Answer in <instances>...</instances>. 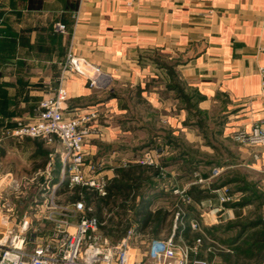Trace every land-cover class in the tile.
Segmentation results:
<instances>
[{"label":"crops","instance_id":"1","mask_svg":"<svg viewBox=\"0 0 264 264\" xmlns=\"http://www.w3.org/2000/svg\"><path fill=\"white\" fill-rule=\"evenodd\" d=\"M263 12L264 0H0V178L16 175V154L31 162L32 139L11 131L17 119L34 117L40 99L56 89L61 64L71 53L99 67L100 74L95 86L75 73L67 76V112L105 105L97 119L103 135L85 143L86 173L103 177L107 187L117 169L157 152L151 167L158 174L150 172L136 186L132 207L121 206L119 194L113 203L87 207L99 219L102 235L116 243L133 228L132 242L145 248L133 246L132 255L146 261L153 239L173 232L188 241L193 221L202 229L246 219V227L264 228L262 214H250L264 205L244 185L247 180L264 188V176L250 181L261 176L264 147L234 138L264 115ZM57 24H64L65 32ZM219 140L231 141L236 152L206 159L201 151L212 152L208 147ZM56 151V168H48L53 182L62 175ZM49 162L33 171L44 172ZM213 168L220 170L215 176ZM224 193L231 200L220 202ZM158 209L169 212L165 222H139L140 212ZM177 210L182 214L176 222ZM123 222L129 223L124 231ZM252 239L235 236L226 244L227 254L246 253L253 263L259 251L257 264H264V249L257 248L263 242ZM204 252L198 255L208 264L223 262L224 252Z\"/></svg>","mask_w":264,"mask_h":264},{"label":"built area","instance_id":"2","mask_svg":"<svg viewBox=\"0 0 264 264\" xmlns=\"http://www.w3.org/2000/svg\"><path fill=\"white\" fill-rule=\"evenodd\" d=\"M262 23L264 24V12ZM56 29L61 33L66 30L64 24H57ZM60 69L56 89L40 99L34 117L26 121L17 119L11 134L18 138H42L47 143H51L53 139L59 140L62 147V175L57 182L52 183L53 190L66 182L68 186L86 185L100 195H105L106 180L85 171V143L92 137L103 135V128L97 123V119L105 105L74 108L68 113V91L64 85L67 76L75 73L86 77L90 86H95L100 69L84 57L71 53H68ZM259 77L260 94L264 99V65L259 67ZM234 138L264 147V115L252 126L251 131L238 130ZM156 155L157 152H147L138 162L156 165ZM49 164L50 162L46 172L40 173L46 182L45 187H49L51 183ZM219 171V168H213L212 175H217ZM8 179V186L18 185L13 177ZM182 199L190 203V197L186 194L182 195ZM219 200L226 202L231 197L224 193L219 195ZM88 210L82 200L61 203L51 192L40 203H36L33 211L24 213L20 219H15L12 213H3L0 220L5 227L0 231V264H130L131 259L133 264H208L207 259L198 255L201 251V237H195L189 242L177 238L173 232L149 243L146 261L133 257V228H128L118 242L112 243L100 233L99 219L87 214ZM179 212L175 213V221L179 218ZM37 216H41L43 224L34 227L36 223L32 224L33 219ZM45 223L51 225V232L39 237L37 231H43ZM190 225L192 229L199 230L198 222L193 221Z\"/></svg>","mask_w":264,"mask_h":264},{"label":"rangeland","instance_id":"3","mask_svg":"<svg viewBox=\"0 0 264 264\" xmlns=\"http://www.w3.org/2000/svg\"><path fill=\"white\" fill-rule=\"evenodd\" d=\"M33 141V145L31 148V162L23 161L24 157L19 156L16 154V160H20V163L16 162V168L15 173L16 175L13 177L14 180H16L17 186L10 187L7 185L8 178H0V218L2 214L9 213L13 214L14 216H22L24 213H28L33 211L35 208L36 203H40L41 200L51 194V192L54 193V197L57 199V201L61 203H66L70 200L69 198V191H65L62 184H59V186L56 187L55 190L52 189V183H55L51 180V183L48 185L49 187H45L46 182L44 181V178L41 176L38 177V172L41 169H38L37 171H33L34 169H37V165L43 163V161H50L49 167H55L56 168V161L55 156L57 154V148L60 150L58 154L60 155L62 152L61 143L58 139H53L51 143L42 142L43 139L41 138H31ZM37 139V140H34ZM217 146L208 147L212 148V152H205L201 151L203 154H206V159H214L215 154L218 153L219 155L227 152H236V148L233 146V143L231 141H217L215 143ZM186 148H188V145H185ZM190 148V147H189ZM196 147H192L189 149V152L191 155H195L198 152L195 151ZM198 150V149H197ZM45 151V154L43 153ZM28 155V154H27ZM218 157V156H217ZM45 159V160H44ZM26 160V159H25ZM37 160V161H36ZM210 163L209 165H211ZM24 167V169H22ZM48 167V166H46ZM24 170V171H23ZM261 176H255V178L250 179V181H258L262 176H264V167L261 166ZM33 175V176H32ZM37 175V176H36ZM35 176V177H34ZM57 182V181H56ZM214 184V183H213ZM244 185L246 187H250L251 189V196H255L257 198V202L261 205H264V188L258 187L256 185H252V182H244ZM71 187L70 185L68 186ZM4 189V190H2ZM209 197V196H208ZM264 210L261 208H254L252 211H250V214L252 216L259 217L263 216ZM245 220H238L237 222H234L233 224H221L217 226L218 228H210V227H203L200 230L192 229L191 235L195 237H201L200 241V249L202 252H224L222 254L223 262L221 264H257L259 260H261L260 255L261 252L258 251V253H255L254 257L252 258L253 263L247 262L246 259V253L244 254H227L230 253L227 248V243L234 239L235 236L239 234H249L251 237H255L256 235L264 236V228L263 227H244L243 225L246 224ZM40 222L43 224V219L41 220V216H37L36 220L33 221V223ZM177 222V221H176ZM11 224V223H10ZM5 226L3 225L2 221L0 220V231L3 230ZM34 227H39V224H36ZM16 227L14 230L16 231ZM51 225L45 223L43 231H37V234H39V237H44L49 235L51 232ZM244 230V231H243ZM200 231V232H199ZM32 232V231H31ZM132 249L133 246L139 247V251L142 252V250L145 248V243H138V242H132ZM261 245V246H260ZM134 247V248H135ZM260 250L264 249V242L259 244L258 247ZM228 250V251H227ZM133 251V250H132ZM209 251V252H208ZM204 252V254H205ZM251 259V258H250Z\"/></svg>","mask_w":264,"mask_h":264},{"label":"trees","instance_id":"4","mask_svg":"<svg viewBox=\"0 0 264 264\" xmlns=\"http://www.w3.org/2000/svg\"><path fill=\"white\" fill-rule=\"evenodd\" d=\"M118 173H117V177H115L112 182L110 184L107 185L106 187V193L105 195H100L99 193H97V191L95 189H93L92 187L86 186V185H81V184H74L72 185L70 188L68 187V184L65 183H61L64 187L65 191H69L70 195L69 198L71 200H82L85 204L86 207L89 206V204L91 203H103V204H108V203H113L114 200L112 199V196H115L116 194H119L121 196V198L123 199V203H121V206H124L127 202H129V206L132 207L131 203L134 201V194L133 192L136 189V186L138 187L139 184L145 180H147L149 178V173L150 172H157V170L153 167H151V165H140L139 163H132L130 164L127 168H120L117 169ZM158 174V172H157ZM125 202V203H124ZM141 202H143V199L141 200ZM146 204V203H145ZM179 211V210H177ZM87 214L92 215L91 211H86ZM169 212L167 210H161L158 209L156 210L154 213H149V214H145L144 212H140L139 216H140V220L139 222H144L146 221V219L149 218H154L156 220H158L160 223L165 222L166 217L168 216ZM181 211L179 212V216L181 215ZM125 223L123 226H121L124 230H126L128 228L129 223L128 222H123ZM141 223V224H142ZM120 226H118L120 228ZM219 226V225H217ZM217 226L211 227L213 229L218 228ZM256 226V225H254ZM253 226V227H254ZM143 227V224H142ZM246 227V225H243V228ZM178 229V226L176 227ZM180 228V227H179ZM244 231V230H243ZM200 232V231H199ZM242 234H239V236H242ZM250 236V235H249ZM191 238L188 240L189 242H191L195 236L191 235ZM251 237V236H250ZM255 239L260 240L261 242H264V236H260V235H256L255 237H253V241H255ZM232 240L229 241L227 244L231 245ZM262 244V243H261ZM261 246V245H260ZM259 247V245H257V248Z\"/></svg>","mask_w":264,"mask_h":264}]
</instances>
